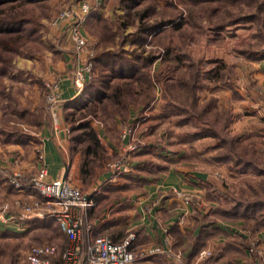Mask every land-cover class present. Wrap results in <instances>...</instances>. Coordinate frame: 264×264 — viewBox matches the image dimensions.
Masks as SVG:
<instances>
[{
    "label": "rangeland",
    "instance_id": "1",
    "mask_svg": "<svg viewBox=\"0 0 264 264\" xmlns=\"http://www.w3.org/2000/svg\"><path fill=\"white\" fill-rule=\"evenodd\" d=\"M78 1L45 0V9L37 7L27 11V15L34 19L39 36L37 40L17 42L9 51L16 68L0 74V129L23 132L34 138L43 125L47 126L57 118V113L53 118L48 109L47 94L50 90L47 84L50 81L58 84L61 93V81L68 77L73 83V73L82 67L86 61L84 58L92 62L91 78L97 58H130L135 61L139 75L127 81L130 87L122 92L124 99L123 105L120 102L119 111L113 115L97 106L85 117L101 120L105 126H110L114 138H119V144L125 137L127 146L130 138L126 136L130 134L128 136L134 138L130 142L135 148L125 151V146L120 145L119 152L109 154L103 149L86 157L87 167L93 169L86 170L84 178L113 169L116 178L125 180L129 171L125 172L123 165L118 168L117 165L124 161L129 167L128 163H134L130 162L133 157L145 159L150 163V169L174 163L173 168L181 174L186 170L203 172L206 175L204 186L199 192H193L196 196L185 191L192 195L193 214H197L200 222L214 226L220 223L233 229V235L227 237L243 239L247 253L264 262V241L258 235L260 231L264 232V224L259 227L255 220H245L240 211L234 215H221L215 211L218 208L230 209L233 202L240 200L264 201V171L230 173L225 165L209 162L213 152H225L252 160L264 169V107H259V111L255 107L258 102H264V58H247L236 52L237 48L264 52V16L256 18V21L213 30V22L227 21L230 12L244 13L250 8L243 0L229 5L228 2L214 4V10L190 0H155L152 13L139 18L135 14L127 16L125 10L129 6L121 0H88L89 13L92 14H89L91 22L88 16L83 23L85 33L81 30L88 42V53L84 54L71 40L68 21L65 18L56 20L60 13L78 8ZM99 21L103 22L100 27L95 25ZM142 22L162 25L143 35L138 29ZM194 81L195 101L192 103L189 99L193 92L189 88ZM181 83L187 85L182 86ZM174 106L179 111L173 110ZM240 115L243 118L239 121ZM185 118L188 119L184 121ZM70 120L72 124L76 121ZM202 128L208 132L193 138L192 134ZM221 139L232 140L233 144L225 146ZM39 148L43 153V147L37 141L32 147L35 167L24 168L17 158L8 168L0 167L31 175L37 169L36 150ZM143 148L148 151L138 154ZM194 152L200 154L195 155ZM163 172L165 170L156 169L154 176ZM0 180L3 182L1 177ZM80 188L88 192L86 187ZM192 188L197 189L198 186ZM37 193L31 197L40 200L42 197ZM14 195L7 185L0 184V199L5 198L0 204L8 203L17 209ZM121 196L123 193L115 195V202L108 206L109 213L122 205L116 201ZM259 207L258 211L264 216V205ZM28 228L27 223L11 231V236L0 235V264H29L26 252L30 246L53 243L60 248L65 243L64 234L55 228ZM220 245L210 242L209 247L201 249L196 264L211 259L212 251L220 254ZM206 254L208 257L204 258ZM226 255L216 261L222 262ZM173 256L177 264H191L183 252Z\"/></svg>",
    "mask_w": 264,
    "mask_h": 264
},
{
    "label": "crops",
    "instance_id": "2",
    "mask_svg": "<svg viewBox=\"0 0 264 264\" xmlns=\"http://www.w3.org/2000/svg\"><path fill=\"white\" fill-rule=\"evenodd\" d=\"M81 30L84 32L83 27ZM84 60L87 61L85 58ZM262 69L264 70V66H262ZM60 92V97L63 100H72V102L61 105L58 108L57 118L54 122L47 126L43 125L34 138L30 136L27 142L21 144L14 141H2L0 134V165L8 168L11 163L13 164L14 158H17L22 167H35V153L32 147L38 141L43 147L47 179L63 178L79 187L87 188L88 192L86 193L94 201V205L88 207L84 214L82 212L78 213L83 219L92 221L94 227L92 232L88 233L85 228L82 229L77 242L80 250H84L90 237L108 236L118 241L124 237L128 229H133L136 232L139 246L142 248L157 247L159 249L157 252L145 257L139 264H177L174 256L172 257L177 252H183L185 258L191 264H196L198 252L205 247H209L210 242L221 244L220 254L212 251L211 259L203 260L200 264H264V262L259 261L258 257H253L251 253H247L248 250L245 249L246 242L243 239L227 237V235H233V229L220 223L214 226L205 221L200 222L197 214L195 212L193 214L194 209L191 202L186 204L182 198L172 194V188L192 193L199 192L200 187L204 186L203 181L206 175L203 172H189L186 170L181 174L177 172L176 168H173L176 164L171 163L162 165L164 169L159 170H165V172L163 174L158 173L157 176L153 174V177L148 172L151 168L150 163H145V159L133 157L130 162L134 163H128L129 172L125 174L126 181L116 178L113 169L103 173L99 171L91 178H84L86 170L93 168L85 166L84 161L86 157L90 156H86L83 151L82 145L85 141L79 140L80 138L77 136L81 132V130H75L77 121L74 120L75 122L72 124L69 118L70 111L75 108L77 102L74 101L76 99L79 101L82 98L77 96L76 88L68 77L61 81ZM241 95H243L242 92ZM255 107L259 111V107H264V102H258ZM131 111L133 112V110ZM262 116L264 117V114ZM242 118L243 116L240 115L239 121ZM86 120L95 129L96 137L107 153L119 152L120 145H126L127 139H121L122 143L119 144V138L117 136L114 138L111 127L105 126L101 120ZM138 163H141L140 165L144 163L140 169L135 167ZM2 166L1 168H3ZM94 169L96 168L94 167ZM1 183L7 185L12 195L16 193L13 196L14 198L22 195L0 180ZM194 185L198 188H192ZM127 190H130L128 194L126 193ZM31 191V194L37 193L34 190ZM122 193L123 197L121 196L116 200L119 203L121 202L122 205L115 208L112 214L109 213L107 211L109 204L115 202V195L118 196ZM22 196L23 198L26 197V195ZM4 199H0V202ZM187 218L190 220L188 221ZM42 219H47V217H33L30 219L28 222L29 228H40L37 221ZM53 222L57 225L58 231L64 234L65 237L64 245L58 247L61 252L67 247L68 239L58 222L55 220ZM33 223L36 225H33ZM15 229V226L5 228L0 224V232L5 230L14 232ZM223 235L226 237L224 238ZM258 235L264 241V232L260 231ZM224 255L226 257L222 262L216 261L220 260V257L221 259L224 258L222 257Z\"/></svg>",
    "mask_w": 264,
    "mask_h": 264
},
{
    "label": "built area",
    "instance_id": "3",
    "mask_svg": "<svg viewBox=\"0 0 264 264\" xmlns=\"http://www.w3.org/2000/svg\"><path fill=\"white\" fill-rule=\"evenodd\" d=\"M78 8H72L59 14L56 20L65 18L70 24L68 30L71 32V40L75 48L81 52L88 53V42L81 33V28L85 19L89 16L88 0H79ZM69 19V20H67ZM92 76V62L87 60L82 67L73 73V84L75 85L77 96H83L86 90V83ZM49 92L47 94L48 109L55 118L58 108L71 103L72 100H63L60 97L58 84L53 81L47 84ZM131 129L129 128L128 131ZM125 135V134H124ZM129 137L125 151H131L135 145L133 136ZM125 138V137H123ZM131 140V142H130ZM130 142V143H129ZM127 148V149H126ZM38 158L37 169L25 176L18 170L7 171L0 167V177L3 182L10 184L14 190L24 193L27 199L16 197L13 209L8 203L0 204V224L5 228L9 226L19 227L27 224L33 217H47L58 222L61 230L68 239V245L63 251H59L57 245L51 243L35 244L28 248L26 260L29 264H139L145 257L157 252V247H141L137 243V236L134 230L128 229L121 240H113L108 236L90 237L84 250H80L78 245L79 235L82 229L92 232L93 222L87 221L79 215L87 211L88 207L94 205V201L89 194L79 186L66 179H47V170L42 163L44 154L41 149L36 150ZM122 159L119 161L121 162ZM123 165V171L128 172L129 167L124 161L117 165ZM31 190H36L42 199L31 197ZM173 195L182 198L184 203H189L191 195L183 190L172 188ZM14 207V208H15ZM23 227V226H22ZM252 250V248H250ZM208 257V254L204 258Z\"/></svg>",
    "mask_w": 264,
    "mask_h": 264
},
{
    "label": "trees",
    "instance_id": "4",
    "mask_svg": "<svg viewBox=\"0 0 264 264\" xmlns=\"http://www.w3.org/2000/svg\"><path fill=\"white\" fill-rule=\"evenodd\" d=\"M123 3H126L128 7L125 11L127 16L131 14H135L139 16V18L145 14L152 13L154 9V1L155 0H121ZM143 1V2H142ZM192 3L196 4L198 2L199 4L206 6L207 8H211L214 10L213 5H217L219 3L228 2L229 4L237 3L242 0H190ZM245 2V5L247 6L248 12L244 13H234L230 12L231 16L229 20L222 21V22H213L211 28L213 30H222L227 25H235L237 23H246V22H252L256 21V18L264 16V0H243ZM258 1V2H257ZM40 7L41 9L46 8V2L45 0H0V74L5 73L6 71L10 69H15L16 67L12 63V57L9 51L17 42H27V41H33L37 40L39 33L37 31V26L34 23V19L32 16L27 15V11H29L31 8H37ZM216 7V6H215ZM243 7V6H242ZM240 9V8H239ZM243 10V9H242ZM246 11V10H244ZM92 14V13H91ZM90 14V15H91ZM89 15V21L91 22V16ZM100 20V17H99ZM88 21V22H89ZM168 21V20H167ZM170 23H172V20H169ZM100 23V24H99ZM99 23H95V25H100L103 23L102 21ZM166 23V22H165ZM158 25H162L161 23H147L142 22L140 26L138 27L140 33L143 35H147L148 33L155 31ZM236 52H238L240 55L245 56L247 58H264V52L262 51H251L248 48H237ZM168 53V51H166ZM105 57V58H104ZM109 58L108 60H106ZM149 58L153 59V56H150ZM148 58V59H149ZM109 66V68H108ZM94 76L89 80L86 84V90H85V96L80 101L76 102L75 108L70 111V119L77 121V126L75 130H81L80 134H77L79 136V140H84L82 147L84 148L83 151L85 152L86 156L96 155L98 151L100 152L103 150L102 146L100 145L94 128L88 124L87 120H84L86 118L85 116L87 113H90L91 110H96V107H101V110L105 111L108 110V112H111V114H116L118 110V107L121 105L120 102L123 105V90L129 89V82L128 80L134 79L137 74V67L135 65V61L131 60L130 58L122 59L120 57H111V56H101L97 58L94 61ZM98 68V69H97ZM98 71H97V70ZM97 72V73H96ZM116 79V80H115ZM125 80V82H121V80ZM114 81V82H113ZM181 85H187L184 83H181ZM192 87H190V91L193 92V94H190V102L195 101V89H196V83L195 81L191 84ZM117 107V108H115ZM173 110L179 111V108L177 106L173 107ZM102 114V113H100ZM105 115V114H103ZM102 115V116H103ZM68 117V116H67ZM188 118H185L184 121H186ZM87 121V122H85ZM206 128H202L199 131H196L192 134L193 138L197 139L198 136H202L205 133H207ZM213 134V132H211ZM0 134L2 136V141H14L17 143L24 144L27 142L30 138L28 134H25L23 132H12V131H6L4 129H0ZM215 135V134H213ZM237 140V137L234 139V141ZM222 144L225 146L227 145L230 147L231 144H233L232 140H220ZM218 146V145H217ZM215 145V147H217ZM148 149L143 148L138 152L145 153ZM195 153V152H194ZM196 154H200L195 153ZM209 162L214 163H220L225 165L228 171L230 173L235 172H247V171H253L255 173H263L264 169L258 165V163L253 162L252 160L245 159L242 156H236L234 154H228L223 152V154H218V152H213L210 154ZM85 166H87L88 158L84 161ZM145 163L147 161H144ZM141 163H138L135 165L137 169H140L142 165ZM167 165V164H165ZM164 166H157L156 168L150 169L148 172L149 174H154L156 169H164ZM207 187V186H206ZM208 191H211L209 189ZM264 205L263 200H251V201H245L240 200L237 202H233L230 206V209H224L218 208L217 213L223 215L232 214L234 215V212L240 211L241 216L245 220H255L256 225L259 227L264 224V216L263 212L258 211L260 210L259 206ZM38 225L40 227L44 228H55L57 229V225L53 222L52 219H42L37 221ZM32 225V224H31ZM33 225H36L33 223ZM33 227V226H32ZM204 229V228H203ZM58 231V229H57ZM0 235L2 236H11L13 235V232L9 230H5L0 232Z\"/></svg>",
    "mask_w": 264,
    "mask_h": 264
}]
</instances>
